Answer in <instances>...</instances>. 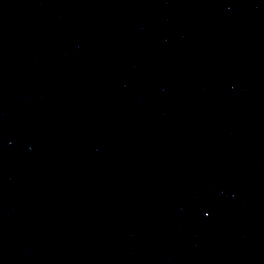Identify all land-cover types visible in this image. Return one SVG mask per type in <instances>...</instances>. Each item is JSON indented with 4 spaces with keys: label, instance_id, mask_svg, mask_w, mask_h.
<instances>
[{
    "label": "water",
    "instance_id": "water-1",
    "mask_svg": "<svg viewBox=\"0 0 264 264\" xmlns=\"http://www.w3.org/2000/svg\"><path fill=\"white\" fill-rule=\"evenodd\" d=\"M0 264H264V0H0Z\"/></svg>",
    "mask_w": 264,
    "mask_h": 264
}]
</instances>
